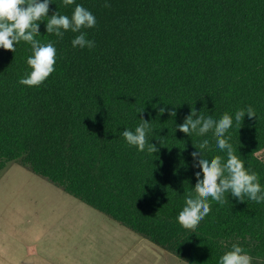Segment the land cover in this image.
Listing matches in <instances>:
<instances>
[{
  "label": "trees",
  "instance_id": "trees-1",
  "mask_svg": "<svg viewBox=\"0 0 264 264\" xmlns=\"http://www.w3.org/2000/svg\"><path fill=\"white\" fill-rule=\"evenodd\" d=\"M77 4L96 19L81 29L91 49L73 47L80 33L46 32L53 13L71 18ZM48 16L36 39L54 44L56 63L43 84L18 82L31 72L30 44L0 48V172L18 163L187 264H220L233 244L264 264V202L225 193L223 205L209 197L194 231L178 223L195 173L203 178L194 146L208 139L204 158L227 154L211 131L176 129L192 109L214 120L232 115L225 138L264 189V0H52ZM249 106L256 117L245 115L239 129L235 112ZM141 118L157 153L122 136Z\"/></svg>",
  "mask_w": 264,
  "mask_h": 264
},
{
  "label": "clouds",
  "instance_id": "clouds-1",
  "mask_svg": "<svg viewBox=\"0 0 264 264\" xmlns=\"http://www.w3.org/2000/svg\"><path fill=\"white\" fill-rule=\"evenodd\" d=\"M52 0H0V48L15 53V45L20 41L31 45L32 55L27 58V65L31 72L19 79V83L28 87H38L55 71L56 48L52 42L42 43L36 39L40 35L39 22L44 17H49V5ZM75 0H63L65 6L73 5ZM105 7H110L107 2ZM96 24L94 15L82 5L77 4L74 12L69 18L59 12L53 13L46 23V32L55 34L63 38L64 32L71 30L80 33L72 40L73 47L93 48L95 42L88 40L82 28H93ZM165 108L159 109V114H164ZM143 112V111H142ZM141 113V112H140ZM169 116L175 117L176 111L170 110ZM245 115L249 119L256 117L255 110L249 106L235 112V123L240 129ZM142 123L135 128V131L125 129L122 132L123 138L129 146H135L140 152L147 148L149 154L159 151V148L149 143L147 134L152 130L150 122L141 118ZM233 126V116L224 113L219 120H214L211 116H197L195 109L185 118L182 124L176 125V129L188 136L195 133L198 136H205L210 131L216 140V146L221 151H226L227 159L224 161L221 156L206 159L203 150L209 149L208 139L202 140L198 151H193L191 156L197 163L194 165L202 171L195 173L196 184L193 192L185 194V206L179 212L178 223L185 229L195 230L200 222L211 211V200L223 205L228 201L225 193L244 202L245 196L250 200L261 203L264 202V189L261 188L256 172L245 168L244 161L235 154L229 138H225V133ZM259 259V258H257ZM253 257L249 255L241 246L233 244L231 250L224 253L220 258V264H252Z\"/></svg>",
  "mask_w": 264,
  "mask_h": 264
},
{
  "label": "crops",
  "instance_id": "crops-1",
  "mask_svg": "<svg viewBox=\"0 0 264 264\" xmlns=\"http://www.w3.org/2000/svg\"><path fill=\"white\" fill-rule=\"evenodd\" d=\"M53 191L59 218H0V264H184L111 218H78L77 202Z\"/></svg>",
  "mask_w": 264,
  "mask_h": 264
},
{
  "label": "rangeland",
  "instance_id": "rangeland-1",
  "mask_svg": "<svg viewBox=\"0 0 264 264\" xmlns=\"http://www.w3.org/2000/svg\"><path fill=\"white\" fill-rule=\"evenodd\" d=\"M258 156L264 161V151ZM53 190L55 186L48 180L18 163H9L0 172V218H59L60 213L50 215V211L59 204L52 195L56 194ZM65 196V199L77 202L81 210L78 218H109L70 195Z\"/></svg>",
  "mask_w": 264,
  "mask_h": 264
}]
</instances>
